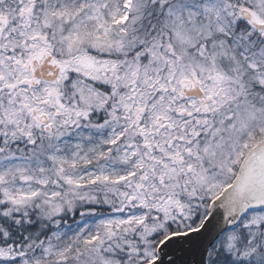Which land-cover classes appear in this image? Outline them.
Instances as JSON below:
<instances>
[{
	"label": "snow or ice",
	"instance_id": "obj_1",
	"mask_svg": "<svg viewBox=\"0 0 264 264\" xmlns=\"http://www.w3.org/2000/svg\"><path fill=\"white\" fill-rule=\"evenodd\" d=\"M0 264H264V0H0Z\"/></svg>",
	"mask_w": 264,
	"mask_h": 264
}]
</instances>
